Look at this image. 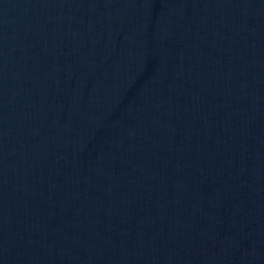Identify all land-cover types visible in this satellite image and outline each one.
I'll use <instances>...</instances> for the list:
<instances>
[{"label":"water","instance_id":"1","mask_svg":"<svg viewBox=\"0 0 264 264\" xmlns=\"http://www.w3.org/2000/svg\"><path fill=\"white\" fill-rule=\"evenodd\" d=\"M0 264H264V0H0Z\"/></svg>","mask_w":264,"mask_h":264}]
</instances>
